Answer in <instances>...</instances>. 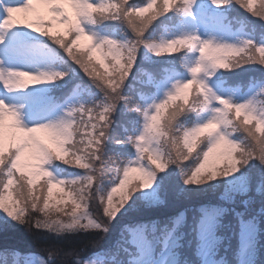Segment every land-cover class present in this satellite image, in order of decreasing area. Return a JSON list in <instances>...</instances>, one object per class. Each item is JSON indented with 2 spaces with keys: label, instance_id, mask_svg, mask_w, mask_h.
<instances>
[{
  "label": "snow or ice",
  "instance_id": "1",
  "mask_svg": "<svg viewBox=\"0 0 264 264\" xmlns=\"http://www.w3.org/2000/svg\"><path fill=\"white\" fill-rule=\"evenodd\" d=\"M117 224L71 264H264V0H0V264Z\"/></svg>",
  "mask_w": 264,
  "mask_h": 264
},
{
  "label": "trees",
  "instance_id": "2",
  "mask_svg": "<svg viewBox=\"0 0 264 264\" xmlns=\"http://www.w3.org/2000/svg\"><path fill=\"white\" fill-rule=\"evenodd\" d=\"M249 75L250 74L246 73L241 76L230 77V79L233 82L238 81V80L247 81ZM255 75L259 76V73H255ZM191 207H192L191 205H187L184 207L170 205V206L163 207L159 210H153L147 213L155 212L149 218L164 216L166 214H171L176 211H188L190 213ZM136 215H139V214H136ZM116 236H117V230H116V233L113 239H111L110 243L105 244L104 246L101 245L99 247H95L88 243L89 240L97 241L99 239L98 237H95V236L84 237L78 240L70 239V240H65V241H57V240L49 238L46 242H42L38 244L20 243L18 246L20 247L22 252L37 253L38 255L41 254L46 259L48 258L50 251L55 252L57 253V264H71L74 258H91L93 257L94 253L100 252L102 249L108 248L111 245V243L116 239ZM6 242L9 245L17 244V241L13 239L12 237L7 238ZM99 258L107 261L111 259V256L104 255ZM11 259L12 258L9 257V262H11Z\"/></svg>",
  "mask_w": 264,
  "mask_h": 264
},
{
  "label": "rangeland",
  "instance_id": "3",
  "mask_svg": "<svg viewBox=\"0 0 264 264\" xmlns=\"http://www.w3.org/2000/svg\"><path fill=\"white\" fill-rule=\"evenodd\" d=\"M19 15V17L21 18V19H23V14H18ZM58 29H59V26H58ZM59 30H62V29H59ZM155 212H151V213H147V214H144L145 215V217L146 218H149L150 216H152L153 214H154ZM134 216L136 215V214H133ZM130 217H126L125 218V220H127V219H129ZM122 223V222H121ZM118 227H119V224H117V225H115V226H113V228H112V231L106 236V238H104V239H98L97 240V243L94 245L95 247H99V246H101V245H105V244H108V243H110V241H111V239H113V237H114V235H115V233H116V230L118 229ZM37 257H39V258H43V259H46L43 255H41V254H37V253H34ZM42 256V257H41ZM10 264H11V262H10Z\"/></svg>",
  "mask_w": 264,
  "mask_h": 264
}]
</instances>
